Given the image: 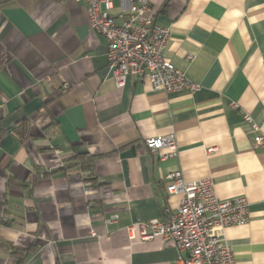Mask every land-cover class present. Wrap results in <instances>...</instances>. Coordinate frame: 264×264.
Returning a JSON list of instances; mask_svg holds the SVG:
<instances>
[{
    "label": "crops",
    "instance_id": "crops-1",
    "mask_svg": "<svg viewBox=\"0 0 264 264\" xmlns=\"http://www.w3.org/2000/svg\"><path fill=\"white\" fill-rule=\"evenodd\" d=\"M131 3L113 0L117 23ZM150 3L171 32L164 58L199 92L117 88L84 2L0 0V264H181L173 243L125 230L176 211L174 172L247 199L226 242L235 264H264V0ZM171 134L176 157L146 148Z\"/></svg>",
    "mask_w": 264,
    "mask_h": 264
},
{
    "label": "built area",
    "instance_id": "built-area-1",
    "mask_svg": "<svg viewBox=\"0 0 264 264\" xmlns=\"http://www.w3.org/2000/svg\"><path fill=\"white\" fill-rule=\"evenodd\" d=\"M87 5L92 30L106 40L108 69L116 87L122 89L130 78L148 81L153 90L168 94L199 92L201 86L164 58L171 32L157 23L150 0H132L127 12L112 16L113 0H76ZM234 109L238 105L231 104ZM245 121L255 132L259 127L249 115ZM256 146L264 147V136L255 137ZM146 148L166 161L178 155L175 135L152 137L145 141ZM210 148L208 155L217 152ZM169 195L180 198L175 212L166 210L163 220L139 221L126 227L132 242L161 239L171 242L178 251L181 264H235L234 252L226 242L225 231L230 227L248 224L249 203L246 198L222 200L215 191L212 178L188 181L181 172L168 176ZM118 216L105 223L117 222Z\"/></svg>",
    "mask_w": 264,
    "mask_h": 264
},
{
    "label": "trees",
    "instance_id": "trees-1",
    "mask_svg": "<svg viewBox=\"0 0 264 264\" xmlns=\"http://www.w3.org/2000/svg\"><path fill=\"white\" fill-rule=\"evenodd\" d=\"M9 248H10V250L12 251V254H13L14 256L18 257V259L21 260V257H22V256H25L22 252H19V251H17L16 249L12 248V246H10Z\"/></svg>",
    "mask_w": 264,
    "mask_h": 264
}]
</instances>
